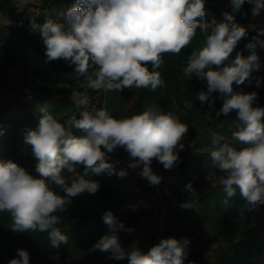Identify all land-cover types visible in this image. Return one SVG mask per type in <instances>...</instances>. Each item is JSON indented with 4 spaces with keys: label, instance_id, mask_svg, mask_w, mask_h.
I'll return each mask as SVG.
<instances>
[{
    "label": "clouds",
    "instance_id": "1",
    "mask_svg": "<svg viewBox=\"0 0 264 264\" xmlns=\"http://www.w3.org/2000/svg\"><path fill=\"white\" fill-rule=\"evenodd\" d=\"M25 3L26 0H18V11L23 10ZM245 3L252 6L253 19L264 10V0H229L231 11L223 13L224 19L207 22L205 0H76L66 10L64 22H30L32 30L39 29L46 62L64 59L73 66L75 78L87 76L90 89L105 92L133 87L155 91L164 83L156 71L162 54L180 53L191 43L198 28L205 33V45L192 51L183 75L206 82V91L196 94L201 104L210 102L212 93L220 94L223 105L217 115L237 112L239 130L233 136L248 146L236 150L228 143L213 140L215 149L210 155L213 167L223 174L220 184L226 196L233 197L239 189L246 201L238 210L242 220L246 212L264 205V107L254 106L256 92L233 90L234 83L242 84L253 69L260 68L259 57L254 51L247 57L237 53L235 59L225 63L238 42L247 36L248 28H255L253 24L246 28L236 22V14ZM254 46L251 42L246 45L249 49ZM90 69L92 74L88 75ZM74 95L80 97L75 100L76 107L83 109L79 119L69 121L65 127L41 109L38 127L26 133L25 141L38 161L39 176L29 174L10 160L0 161V213L10 214L14 232H47L53 248L68 242V236L57 227L61 219L55 213L63 212L71 198L85 192L95 194L100 188L97 181L86 178L90 173L127 175L125 169L116 173L108 153L117 147L124 148L130 157L128 168L142 165L140 176L150 186H156L162 177L153 172V159L165 170L176 166L180 159L178 149L184 148L181 141L189 130L178 116L165 113L156 105L147 106L140 114L117 119L105 108L87 110V93ZM72 128L83 130L85 135H74ZM77 165L84 166L83 175L77 172ZM65 171L71 175L65 177ZM52 185L60 187L63 195L56 194ZM185 189L193 188L189 183ZM223 203L227 205L228 199ZM180 207L193 208L188 201ZM102 220L108 231L92 250L108 252L115 260L127 259L128 264H184L189 252L188 237L164 238L148 251L138 243L125 248L118 232L134 229L126 228L111 211H106ZM29 261L28 251L20 248L9 264Z\"/></svg>",
    "mask_w": 264,
    "mask_h": 264
},
{
    "label": "trees",
    "instance_id": "2",
    "mask_svg": "<svg viewBox=\"0 0 264 264\" xmlns=\"http://www.w3.org/2000/svg\"><path fill=\"white\" fill-rule=\"evenodd\" d=\"M215 1L220 0H205L207 5L204 19L207 22H211L213 18L218 22L224 19V11L214 4ZM221 1L229 3V0ZM17 2L18 0H0V11L8 9L18 17L26 14L25 4L23 10L18 11ZM75 3L76 0H43L44 11L41 15L27 16L17 29L5 26L0 30V70L5 67L30 66L34 75L32 85H17L7 82L6 75L0 73V95L11 94L19 98L0 105V161L10 160L33 176H39L36 172L38 161L32 154L31 145L26 143L25 136L29 130L38 127L41 109L47 110L58 122L68 127V122L79 119V113L83 110L75 105L76 91L87 93L88 98L96 96L89 100L87 110L92 103L102 108V90L90 89L87 86V76L75 78L73 66L64 59H60V63L46 62L38 35L30 27V22L35 18L37 24H42L46 19L64 22L61 12ZM251 7L245 3L241 12L236 14V22L246 28L253 24L255 28H248L247 36L238 42L225 63L235 59L237 53L247 57L254 51L258 55L260 68L253 69L242 84H233L234 92H256L257 105L264 100V10L253 19ZM228 11H231L230 7ZM249 42L255 45L253 49L246 47ZM205 43L206 34L198 28L191 43L180 53L162 54V63L156 71L160 73L164 83L155 91L135 87L109 90L105 92V105L115 118L124 111L125 94L133 93L134 110L131 113L140 114L147 106L156 105L163 112H172L178 116L189 127L181 141L184 148L178 149L180 159L177 162V175L174 180L163 185L166 196L172 199L164 210L163 221L168 226L166 232L177 239L189 238L186 258L194 264L202 259L207 246L226 241L224 246H219L215 260L209 264H264V205L246 212V218L242 220L238 216V210L246 201L239 189L233 197L226 196L220 184L223 174L213 167L210 155L215 149L213 140L220 144L228 143L236 150L248 146L233 136L239 130L237 112L233 110L228 115H217L223 105L220 94L217 97L211 96L210 102L201 104L196 94L201 90L206 91V82L195 76L188 79L183 75L192 51L201 49ZM148 67L151 70L150 64ZM91 74L90 69L88 75ZM72 132L76 136L85 135L83 130L76 128H72ZM101 150L107 152L103 146ZM107 155L109 162L113 163L118 150ZM152 162L158 161L153 159ZM159 166L163 168V165ZM76 170L81 175L84 174L83 165H77ZM63 175L68 177L71 174L65 171ZM86 178L97 181L100 188L95 193V198L73 197L63 212L55 213L61 219L57 227L68 236V242L62 243L58 248L51 247L47 232H14L11 229L10 214L0 213V264H9L20 248L28 251L29 264H72L69 259L77 261L81 256V247L92 249L96 241L107 233V225L102 220L106 211H111L126 228L136 227L142 217L152 214L153 204L142 206L121 193L125 187L124 180L106 173H90ZM189 183L192 191L185 189ZM52 189L56 194L63 195L60 187L52 185ZM226 198L227 205L223 203ZM185 201L190 202L193 208L180 207ZM118 235L125 248L138 243L137 236L132 232L120 231ZM102 256L104 255L100 253L97 257L102 260Z\"/></svg>",
    "mask_w": 264,
    "mask_h": 264
},
{
    "label": "rangeland",
    "instance_id": "3",
    "mask_svg": "<svg viewBox=\"0 0 264 264\" xmlns=\"http://www.w3.org/2000/svg\"><path fill=\"white\" fill-rule=\"evenodd\" d=\"M43 0H26L25 3V9L27 10V13L29 14H23L20 17L16 16L14 12L11 10H4L0 11V30L3 29L5 26H8L12 29H17L22 25V19H25L27 16H38L41 15L43 10ZM215 5H217L220 9H222L224 12L228 11L229 9V3L225 1H215ZM205 5L206 2H205ZM66 12L62 11L61 15H64ZM212 13V12H211ZM36 19V18H35ZM33 21H37V20ZM40 47L45 53V45L43 44V40L40 37L39 29H35ZM29 61V58H28ZM60 59L53 61L55 63H60ZM0 73L6 75V81L13 84H33V69L30 68V66H22V67H5L1 68ZM75 93H84L83 91L79 90ZM103 100H102V108H105L108 113H110V109H108L105 105V91L102 90ZM134 94L133 93H126L124 96V111L115 118L121 119L125 117H131L132 115H135L131 113L130 111L134 110V107H132L134 103ZM216 97L219 95L218 92L212 93L211 96ZM76 99H79V96H76ZM96 96H93L90 99H95ZM24 99V98H23ZM22 99V100H23ZM8 100H19L14 95L11 94H1L0 95V105L5 103ZM255 106H264V100L261 101L260 104H257ZM95 109H99V107L92 103L90 105L89 111H93ZM139 114V113H138ZM112 116V115H111ZM116 150H118V156L116 157L115 161L113 162L116 173L119 172L121 169H125L127 171V175L124 177H120L118 174H113L116 178L122 179L125 182V187L123 191L121 192L123 195L127 196L129 200L137 201L140 205L146 206L149 204H153L154 210L152 214L146 215L142 217L139 220V223L136 227H132L134 231L132 233L137 236L138 238V245L140 248H142L144 251H148L152 246L159 243L164 238H170V236L167 234V224L164 223V210L165 206L168 202L172 201V199H169L165 192L163 191V185H165L166 182L172 181L175 179L178 171V165L174 166L170 170H165L164 168H161L162 165L158 162L151 164V168L154 173L161 176V182L156 186H150L148 181L144 178H142L140 175H135L134 169L128 168V163L130 161L129 154L124 150L122 147H117ZM77 196H82L85 198H95V194H89L87 192L79 194ZM180 239V238H179ZM97 242V241H96ZM226 241H222L219 244H212L207 246V248L204 250L202 259L199 261L194 262V264H209L212 263L215 260L216 252L219 248V246H224ZM79 252L81 253L80 258L75 261L72 259H69V261L72 264H128L127 259L116 261L115 259L110 258V253L108 252H101L98 249L92 250L87 249L84 247H81L79 249ZM102 253V260L98 258V254ZM189 260L186 258L184 264H189ZM191 264H193L191 262Z\"/></svg>",
    "mask_w": 264,
    "mask_h": 264
},
{
    "label": "built area",
    "instance_id": "4",
    "mask_svg": "<svg viewBox=\"0 0 264 264\" xmlns=\"http://www.w3.org/2000/svg\"><path fill=\"white\" fill-rule=\"evenodd\" d=\"M141 170H142V165H141L140 167L134 169L133 171H134L135 175H136V174H137V175H140Z\"/></svg>",
    "mask_w": 264,
    "mask_h": 264
}]
</instances>
